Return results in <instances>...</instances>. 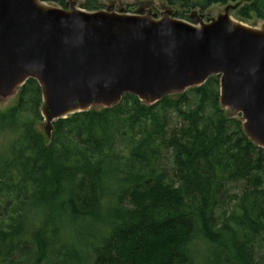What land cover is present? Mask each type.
<instances>
[{"label":"trees","instance_id":"obj_1","mask_svg":"<svg viewBox=\"0 0 264 264\" xmlns=\"http://www.w3.org/2000/svg\"><path fill=\"white\" fill-rule=\"evenodd\" d=\"M239 1L165 0L185 20ZM238 14L264 22V0ZM42 107L29 80L0 112V264H264V149L221 106L219 76L152 106L127 94L49 141Z\"/></svg>","mask_w":264,"mask_h":264},{"label":"water","instance_id":"obj_2","mask_svg":"<svg viewBox=\"0 0 264 264\" xmlns=\"http://www.w3.org/2000/svg\"><path fill=\"white\" fill-rule=\"evenodd\" d=\"M225 12L210 22L165 14L64 9L42 0H0V95L29 81L43 91L47 139L54 123L118 105L148 106L220 77L221 105L264 149V22Z\"/></svg>","mask_w":264,"mask_h":264},{"label":"rangeland","instance_id":"obj_3","mask_svg":"<svg viewBox=\"0 0 264 264\" xmlns=\"http://www.w3.org/2000/svg\"><path fill=\"white\" fill-rule=\"evenodd\" d=\"M252 0H241L238 3L232 4L233 7H236L235 10H232L231 17L235 20L241 21L244 24H248L251 27H258L262 21L253 18L252 20H242L238 14V11L247 4H250ZM68 8L71 10L72 8L83 9L82 4L83 0H67ZM52 4V3H51ZM100 4L102 5L104 11H112L116 13H129V14H150V16L154 19L162 18L163 15L168 14L172 18L175 17L176 9L167 5L165 0H101ZM58 6V5H57ZM228 5H214L212 6L206 13H200L197 11L195 13L197 19L201 18L205 22H210L213 19L217 18L219 15L225 12V9ZM193 13L188 14V16H192ZM181 19V18H179ZM185 20V19H183ZM19 92L14 93L10 96H2L0 95V112H5L15 105L17 101V96ZM222 106V105H221ZM223 107V106H222ZM229 117L230 114L228 110L223 107ZM103 109V108H98ZM239 118V117H238ZM241 119V118H240ZM45 122L41 123L38 126V130L41 131L46 141H49L47 138V134L45 131Z\"/></svg>","mask_w":264,"mask_h":264}]
</instances>
